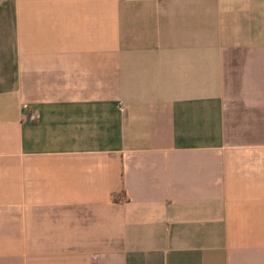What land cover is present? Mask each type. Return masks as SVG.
Segmentation results:
<instances>
[{
    "label": "crops",
    "instance_id": "1",
    "mask_svg": "<svg viewBox=\"0 0 264 264\" xmlns=\"http://www.w3.org/2000/svg\"><path fill=\"white\" fill-rule=\"evenodd\" d=\"M0 264H264V0H0Z\"/></svg>",
    "mask_w": 264,
    "mask_h": 264
}]
</instances>
